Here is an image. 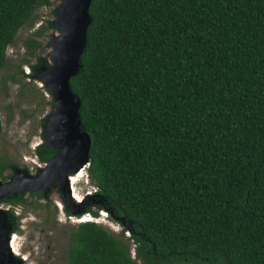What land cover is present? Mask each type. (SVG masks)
<instances>
[{
  "label": "trees",
  "instance_id": "obj_1",
  "mask_svg": "<svg viewBox=\"0 0 264 264\" xmlns=\"http://www.w3.org/2000/svg\"><path fill=\"white\" fill-rule=\"evenodd\" d=\"M53 1L0 0V69L18 28ZM88 13L69 84L90 136L91 196L127 240L81 220L67 264H264V0H90ZM33 43L46 47L23 39ZM33 152L38 168L55 149L40 133ZM18 163L0 158V179ZM42 197L2 198L11 229L13 207Z\"/></svg>",
  "mask_w": 264,
  "mask_h": 264
},
{
  "label": "rangeland",
  "instance_id": "obj_2",
  "mask_svg": "<svg viewBox=\"0 0 264 264\" xmlns=\"http://www.w3.org/2000/svg\"><path fill=\"white\" fill-rule=\"evenodd\" d=\"M55 1L51 5L54 10ZM53 16L54 12L49 14V7L44 5L35 7L29 22L18 28L17 40L7 45L8 64L0 69V120L2 125L0 158L6 162L8 160L19 162L17 167L27 165L25 167H29L32 171L36 170L39 162L33 152V146L40 140L43 125L40 123V117L46 113L49 101L36 75L41 65L33 69L30 64L36 61L37 54L45 57L46 47L42 50L41 45L33 43L27 49L23 44V39L35 37L36 41L45 42L47 46L49 38H44L43 32L45 31L41 27L45 18L53 19ZM38 29H41V33L36 32L35 34L34 32ZM21 69L25 74H22ZM10 74H13L15 79H11ZM7 171L9 169L6 168L4 173ZM13 172L14 170L10 175ZM72 187L73 192L79 196L95 189L87 175L86 166L81 173L75 176ZM49 194L48 191L47 195L38 200L37 205L17 204L13 207V214L17 215L13 243L24 258L20 264H67L69 229L84 219L100 222L119 239L126 242L127 233L123 235L120 232L121 225L104 212L97 211L96 215H86V218L76 216V213L71 211L68 214L61 207V195L57 193L58 196L54 194L49 197ZM54 198L58 199L61 204L54 202ZM1 205L8 209L11 208L10 203L3 202V200H1ZM45 205H48V208ZM9 218L8 213V220ZM9 223L11 224L10 220ZM130 251L133 252L131 248Z\"/></svg>",
  "mask_w": 264,
  "mask_h": 264
},
{
  "label": "water",
  "instance_id": "obj_3",
  "mask_svg": "<svg viewBox=\"0 0 264 264\" xmlns=\"http://www.w3.org/2000/svg\"><path fill=\"white\" fill-rule=\"evenodd\" d=\"M54 27L46 46L45 63L37 71V79L48 101L46 119L41 127L43 138L55 149L51 157L32 171L15 167L12 175L0 179V264H20L22 255L10 245L15 229L8 220V208L1 205L3 197L18 190L51 189L58 187L62 201L71 212L91 202L85 192L74 200L70 177L88 164L89 133L79 117V97L71 89L69 78L80 66L79 57L85 45L86 28L90 21V0H56ZM75 194V193H74ZM54 201L60 204L58 199Z\"/></svg>",
  "mask_w": 264,
  "mask_h": 264
},
{
  "label": "flooded vegetation",
  "instance_id": "obj_4",
  "mask_svg": "<svg viewBox=\"0 0 264 264\" xmlns=\"http://www.w3.org/2000/svg\"><path fill=\"white\" fill-rule=\"evenodd\" d=\"M37 169V168H36ZM78 177V176H77ZM77 179V178H76ZM57 188V191H56V193H59L60 195H62V192H61V190L58 188V187H56ZM40 190V189H39ZM50 192V194H51V189L50 190H47L45 193L41 190V192H42V195L44 196V195H47V192ZM28 192H29V190L28 191H25V195H28ZM92 191H89L88 193L90 194V196H91V193ZM49 194V197H51L52 195H50ZM54 195V194H53ZM35 197V195H33V198ZM43 198V197H42ZM90 199H91V202H88V203H83V205H81V206H78V209L81 211L82 209H85L86 208V206H89L91 209H94V210H97L98 212H100V213H102V212H104L105 213V211L104 210H102V209H100V208H98V205H97V203L95 202L96 201V198H94L93 196H91L90 197ZM55 202V201H54ZM62 202V205H61V207L62 208H64L65 210H69L70 211V209H69V207L63 202V201H61ZM57 203V202H56ZM58 204V203H57ZM61 204V203H60ZM79 211V212H80ZM76 213V216H79V217H82V218H86L85 216L86 215H90L91 213L89 212V211H85V212H82V213ZM68 214H70V213H68ZM106 214V213H105ZM84 220H86V219H84ZM16 231V230H15Z\"/></svg>",
  "mask_w": 264,
  "mask_h": 264
},
{
  "label": "bare ground",
  "instance_id": "obj_5",
  "mask_svg": "<svg viewBox=\"0 0 264 264\" xmlns=\"http://www.w3.org/2000/svg\"><path fill=\"white\" fill-rule=\"evenodd\" d=\"M81 171H82V169L79 170V171H77L76 173H74V174L70 177V180H71V184H72V186H73V181H74L75 176H76L78 173H81ZM72 191H73V188H72ZM73 195H74V200H78V196H77L76 194H74V192H73ZM13 240H14V239L11 238V240H10V245H12L13 249L15 250L16 248H15V246H14Z\"/></svg>",
  "mask_w": 264,
  "mask_h": 264
}]
</instances>
